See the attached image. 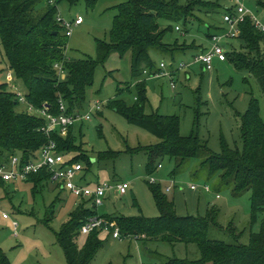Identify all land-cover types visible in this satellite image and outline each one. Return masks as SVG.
I'll return each instance as SVG.
<instances>
[{
  "label": "trees",
  "instance_id": "trees-1",
  "mask_svg": "<svg viewBox=\"0 0 264 264\" xmlns=\"http://www.w3.org/2000/svg\"><path fill=\"white\" fill-rule=\"evenodd\" d=\"M62 1L74 4L79 0H54L53 4H49L48 0H0V45L7 68L24 87L26 102L35 108L46 103L49 112L53 114L60 113L58 99L64 102L67 113L82 111L86 88L93 82L95 67L103 64L111 53L122 57L130 52L131 75L138 78L145 76L144 69L155 71L151 50L175 62L177 56L186 55L188 50L198 53L208 49L196 46L194 41L179 48H170L163 40L167 33H172L173 26L175 29L178 24L184 28L185 33L188 32L186 26L193 16L192 9L201 0H193L186 5L176 0H126L114 6L116 13L108 33L109 42L95 39L94 57L67 58V36L55 20L57 6ZM97 1L84 0V3L91 9ZM256 4L257 8L264 10V2L258 1ZM226 11H231V7L226 8ZM206 13L208 15L209 11ZM158 19L167 24L162 26ZM206 28V38L224 31V28L210 23H206ZM210 29H214V32ZM238 29L236 39L241 49L227 52L225 48V55L237 70L249 73L264 94V51L259 46L264 34L253 26L248 16L238 24ZM55 62L61 63L65 73L63 78H59L53 68ZM9 89L7 81L0 83V164L8 162L12 155H18L20 163H26L47 142V136L42 130L45 120L28 113L24 107L20 110L15 93ZM121 90L118 86L117 91ZM194 93L198 106L201 103L198 88ZM147 102L145 81L142 79L135 84L133 104L127 105L116 98L107 106L128 124L155 136L157 143L126 146L123 151L98 152L94 162H91L87 154L73 157L69 162H83L90 168L92 163L115 160L122 152H143L146 155L145 172L148 175L158 168L160 160L167 158L173 163L169 177L191 167L190 177L193 180L208 182L216 179V191L230 188L232 194L238 196L250 190L251 220H255L257 213L262 215L259 230L249 232L247 243L237 242L241 232L230 225L227 230L232 237L231 242L210 239L207 237L208 229L211 226L221 227L216 220V208L210 206L203 216L177 215L173 201L166 196L160 185L149 181L147 187L158 211L157 216H127L113 212L102 217L109 222L111 229L118 227L122 237L138 236L139 239L160 240L170 244L194 243L198 247L200 258L197 260L169 258L159 264H264V120L260 116L258 100L250 97L246 110L242 114L235 113L240 119L241 149L229 146L222 139L218 153L211 151L206 141L200 139L193 129L187 135H180L177 115L158 112L146 114L144 109ZM197 114L199 111L195 108L196 117ZM73 126L68 127L65 137L57 131L49 135L64 156V152L75 148ZM86 172L88 170L85 169L84 175ZM47 178V172L42 170L29 175L23 182L30 183L32 191H36L47 183ZM5 183L0 180V186ZM85 203L83 200L78 201L67 221L55 233L67 264H88L104 241L99 236L102 231L96 229L83 234L85 237L81 246L76 244L78 235L82 234L81 225L88 217L97 215L96 209ZM52 207L43 222L49 221L53 214ZM0 264H11L1 249Z\"/></svg>",
  "mask_w": 264,
  "mask_h": 264
},
{
  "label": "rangeland",
  "instance_id": "rangeland-1",
  "mask_svg": "<svg viewBox=\"0 0 264 264\" xmlns=\"http://www.w3.org/2000/svg\"><path fill=\"white\" fill-rule=\"evenodd\" d=\"M124 1L126 0H98L91 9L85 6L84 0L74 4L60 2L57 11L64 19L79 17L82 20L81 25L73 27L71 35L66 38L67 56L74 59L94 57L95 39L109 42L108 33L112 17L116 13L114 6ZM176 1L186 5L193 0ZM258 1L264 2V0H201L192 9L193 16L189 18L190 24L186 26L188 32L185 33L179 24L176 30L172 24V33H167L163 40L170 48H179L191 41L200 48L208 47L211 36L206 38L204 35L207 30L206 23L225 29L222 14L236 2L243 4L264 22V10L257 8ZM158 23L162 26L167 24L161 19H158ZM210 31L214 32V29ZM224 45L227 52L241 49L236 38L224 40ZM259 46L264 51V38L259 41ZM193 52L188 50L187 54ZM150 55L155 68L161 60L169 61L167 56L163 57L154 50L150 51ZM190 59L189 55H179L175 61ZM130 62V52L122 57L117 53H111L103 64L95 67L93 82L86 88L82 111H85L93 100L100 102L101 110L92 111L89 119L77 122L73 126L75 148L64 152L67 159L87 154L91 162H94L98 152L123 151L126 146L135 147L158 142L155 136L128 124L122 116L107 106L116 98L127 105L133 104L135 84L142 79L145 81L148 99L145 113L177 115L180 135H187L193 129L215 153L220 152L222 139L229 146L241 149L240 119L235 113L242 114L246 110L250 97L258 100L260 116L264 120L263 92L256 80L246 71L237 70L228 61V57L223 62L215 60L211 71H203L199 64L190 65L186 71L179 72L175 77L174 89H171L166 78L132 77ZM8 70L0 45V83L6 82L5 75ZM14 84L20 92L25 93L20 81L15 80ZM118 86L121 91H117ZM197 88L201 100L198 106L194 93ZM9 90L14 91L12 88ZM23 107V104L18 106L20 110ZM195 108L199 111L197 117ZM80 163L84 172L85 169L88 170L85 174L86 179L93 178L109 183L124 181L130 185L121 196H117L114 190L107 192L103 204L96 209L98 215L119 212L127 216L139 214L146 217L157 216L158 211L147 187V182L152 176L156 180L154 184L160 185L166 196L173 201L177 215L203 216L210 206L217 209L216 220L222 228L211 226L207 231L208 238L231 242L232 237L227 230L230 225L241 232L237 242L247 243L249 232L259 230L262 215L257 213L255 220H251L250 190L238 196H234L230 188L216 191L214 189L216 179L208 182L201 179L193 180L190 177L191 167L174 177H169L173 163L167 158L160 160L161 167L148 175L145 172L146 155L143 152L135 154L122 152L115 160H103L100 164L92 163L90 168L86 163ZM191 183L198 185L196 190L190 189ZM204 183L210 186V191L203 190ZM167 186H170L169 190H166ZM31 187L30 183L23 181L16 182L15 185L0 186L2 189L0 210L9 213L19 224V236L14 239L10 235V220L2 219L0 216V248L11 258L13 264H16V260H20V264H67L55 233L61 224L67 221L69 213L79 200L63 190L57 195V191L50 183L38 187L36 191H32ZM52 205L53 214L50 215L49 221L43 222ZM99 236L104 242L88 264H159L169 258L188 260L200 258L198 247L194 243L170 244L160 240L134 239L131 236L114 239L106 231L101 232ZM84 237L83 234L78 235L76 239L78 246L83 244Z\"/></svg>",
  "mask_w": 264,
  "mask_h": 264
},
{
  "label": "built area",
  "instance_id": "built-area-1",
  "mask_svg": "<svg viewBox=\"0 0 264 264\" xmlns=\"http://www.w3.org/2000/svg\"><path fill=\"white\" fill-rule=\"evenodd\" d=\"M48 3L53 4L54 0H48ZM245 16H248L253 26L264 34V22L243 4L236 2L235 5L231 7V11H226L222 14V22L225 24V29L221 33H214L211 35V45L208 49L194 54L188 61L181 60L173 62L161 60L158 67L155 68V71L148 72L147 69H144L143 74L149 78L153 76L157 78H166L169 80L171 89H174L175 77L179 72L186 71L192 64H199L202 66L203 71H211L215 60L220 62L226 60L224 40L237 37L239 34L238 24ZM55 20L62 27L63 34L67 37L71 35L73 27L78 26L82 22L79 17L71 20L64 19L59 13L56 14ZM175 28L178 30V26ZM53 68L56 70L59 78L64 77L65 73L62 70L61 63L55 62ZM5 78L9 88L14 90L13 92L19 104L24 105L25 111L44 118L45 125L42 130L47 136V142L39 148L35 157L26 163H20V157L18 155H12L8 162L0 164L1 181L7 183L12 181H24L29 175L37 174L45 170L48 174V182L55 188L68 191L78 198L79 201L83 200L95 209L103 204L107 192L114 190L117 196L126 193L130 185L124 181H117L114 183L97 181L93 186L86 184L83 177L84 168L82 163L69 162V159L57 150L55 140L49 137L54 131H57L62 137L66 136L68 127L75 125L77 122L89 119L92 111L97 112L101 110V104L98 100H93L92 103L88 104L85 111L67 113L64 102L58 99V109L60 113L53 114L49 112V107L46 103H43L40 108H35L26 102L24 93L20 92L14 84L15 78L11 70L6 72ZM159 167H161L160 164L158 165V168ZM155 181L156 180L152 176L149 178V182L154 183ZM189 187L191 190H196L198 185L191 183ZM202 188L205 191L211 190L210 186L205 183ZM169 189L170 186H167L166 190ZM216 197H218V194H216ZM1 216L4 219L10 218V215L6 212H2ZM11 225L12 234L14 237H17L19 228L17 220L13 219ZM110 226L111 225L104 217L97 214L85 220L80 227V232L82 234H87L92 230L99 229L108 232L114 239L121 238L122 236L118 227L111 229ZM131 237L139 239L138 236Z\"/></svg>",
  "mask_w": 264,
  "mask_h": 264
},
{
  "label": "crops",
  "instance_id": "crops-1",
  "mask_svg": "<svg viewBox=\"0 0 264 264\" xmlns=\"http://www.w3.org/2000/svg\"><path fill=\"white\" fill-rule=\"evenodd\" d=\"M81 24H79L78 26H80ZM210 42V41H209ZM210 45H211V42H210ZM210 45L208 46V48L210 47ZM195 53V52H194ZM194 53H189V54H186V55H189V57H192L191 56V54L193 55ZM66 57L67 58H70V57H68L67 56V54H66ZM169 61H171V60H169ZM177 61V60H176ZM175 61V62H176ZM218 62H220V61H218ZM202 67V66H201ZM203 70V69H202ZM140 77V78H139ZM138 78L139 79H141V77H142V75L141 76H139ZM5 80H6V78H5ZM94 160V159H93ZM86 179V175H84V180ZM97 181H99V180H96V179H86L85 180V183L86 184H88V185H90V186H93ZM17 182H20V181H17ZM15 181H12V182H8V183H5L6 185H15ZM46 184H49V182L47 181V183ZM53 189L55 190V191H57V194H59L60 193V191H62L63 189H59V188H55L54 186H53ZM0 190H2V189H0ZM5 191V190H4ZM63 191H66V190H63ZM68 192V191H67ZM5 194H6V192H5ZM71 194V193H70ZM89 205V204H88ZM97 211V210H96ZM2 212H5V211H2V210H0V216H1V213ZM7 213V212H6ZM9 214V213H8ZM10 215V214H9ZM1 218H2V216H1ZM2 219H4V218H2ZM13 219H15V218H12V216L10 215V218L9 219H5V220H10L9 221V227H10V229H11V232H10V235L12 236V238H14V239H17V237L19 236H17V237H14L13 236V234H12V225H11V221L13 220ZM16 220V219H15ZM103 232V231H102ZM101 233V232H100ZM100 235V234H99ZM102 239V238H101ZM104 242V241H103ZM1 250H2V248H0ZM3 251V250H2ZM4 252V251H3ZM5 253V255L7 256V258H8V260H9V262L11 263V264H13V261L11 260V258H9L8 257V255L6 254V252H4ZM15 255V254H14ZM16 264H20V260H16V262H15Z\"/></svg>",
  "mask_w": 264,
  "mask_h": 264
},
{
  "label": "water",
  "instance_id": "water-1",
  "mask_svg": "<svg viewBox=\"0 0 264 264\" xmlns=\"http://www.w3.org/2000/svg\"><path fill=\"white\" fill-rule=\"evenodd\" d=\"M93 160V159H92Z\"/></svg>",
  "mask_w": 264,
  "mask_h": 264
}]
</instances>
